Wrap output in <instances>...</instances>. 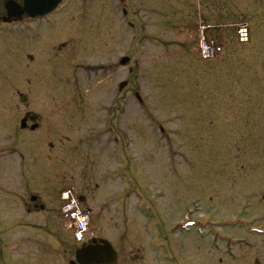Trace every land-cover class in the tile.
Returning <instances> with one entry per match:
<instances>
[{"label":"rangeland","instance_id":"obj_1","mask_svg":"<svg viewBox=\"0 0 264 264\" xmlns=\"http://www.w3.org/2000/svg\"><path fill=\"white\" fill-rule=\"evenodd\" d=\"M84 1L93 11L89 23L77 22L74 6L62 23L72 38L69 78L53 63L61 77L52 81L53 100H71L73 82L81 89L82 107L56 119L65 146L52 137L59 158L68 149L71 171L63 183L51 173L40 177L41 201L50 211L56 200L65 202L74 220L93 215L88 245L112 244L116 264H249L247 253L231 263L214 252L212 247L222 246L210 240V218L231 217L249 190L262 195L251 213L264 210V0H126L132 27L111 13L115 0ZM241 24L248 25L246 42L237 34ZM200 27L209 48L222 40L213 61L195 51ZM127 53L129 64L121 67ZM13 56L0 53V70L15 81ZM27 64L23 70L32 66ZM23 74V88L0 79V147L21 143L46 165L49 141L27 133L20 139L15 120L4 121L8 106L18 105L16 91L29 94L31 106H51L40 89L36 96L35 78ZM111 112H117L119 142L107 133L93 143L89 136L111 122ZM18 162L14 156L0 161L6 186L0 192V264H78L76 253L88 245H78L83 242L73 229L63 235L60 221L26 213L31 205L16 185ZM74 189L82 201L68 200L65 190ZM17 223L22 229L11 232ZM19 239L25 245L9 254Z\"/></svg>","mask_w":264,"mask_h":264},{"label":"flooded vegetation","instance_id":"obj_2","mask_svg":"<svg viewBox=\"0 0 264 264\" xmlns=\"http://www.w3.org/2000/svg\"><path fill=\"white\" fill-rule=\"evenodd\" d=\"M72 1L73 0H0V53L5 55L9 51L10 53L13 52V58L16 61V72L12 73V75L17 76V78L13 77L15 81L11 80L8 78L9 74L1 73L0 70V79L5 81L6 86L12 83L17 87L23 88V72L25 70L26 75H31V82H33V78L36 80L34 86L36 96L38 89H40L49 96L50 99L48 102L51 104V106H43L42 102L41 104L38 103V105L36 101H32L33 105L31 106V100H29L30 95L16 91L19 97L18 105L16 102L15 105L8 106L11 109V111H9L10 115L8 118L4 119L5 122L10 119L15 120L13 130L15 131L16 137L20 139L24 133H27L34 139H39L40 136L43 141L48 140L49 153L46 157L48 163H46V165L40 163L41 159H39L38 153L33 152V150L31 154L28 153L27 149H24L21 143L0 147V161L13 156L18 159L19 162L16 163L18 184L16 185L21 187L23 198H28V202L31 205V208L27 209L26 213L29 215L35 213L41 216V219L47 221L51 217L60 221L59 230L63 235L69 233L71 229L75 232L82 231L81 242L83 243L78 245L83 247L84 245L90 244L88 242L89 239L86 240V235L91 231L90 229L94 223V216L90 215V213L86 215L81 213L82 221L87 227L81 226L79 228L77 225L71 228L72 224H77L79 221L72 219L73 213L64 210L66 203L56 200L59 202L55 205L54 211H50L46 208V203L41 201L45 196L43 197L37 190L41 183L40 177H44L46 174L51 173L57 181L63 183L68 179V175L71 171V165L69 163L70 153L68 149L65 147L62 150L61 158H59V154L55 153L56 145L52 141V137L55 136L57 139H60L59 144L62 148L65 146L66 139H62L63 136H61V132H59L57 128L58 124L56 119H58V117L62 118V116H59V113L65 114L63 117L68 119L72 114V110L82 107L80 104V98L82 96L79 92L81 89L79 83L73 82V84L70 85L72 89L71 100L69 99L67 101L62 99V95L60 99L53 100L52 97L54 98V92L52 91V87L55 84L53 85L52 81L55 77L58 81L61 78L58 76L60 75L59 72H57V69L60 68H55L53 63L55 62L57 66H61L65 69V73L62 76L69 78L70 74L68 71L69 68H71L70 58L72 57L69 42L72 38L69 32L62 27V23L69 21L70 12H72L73 8L72 6H74L73 11H76L77 22L81 26L87 25L90 20V15H93V11L87 8V4L84 3V0H80L82 3L79 5H72ZM115 2H117L116 6L110 8L111 13H118L120 20L125 22L128 27H132L133 9L130 10L128 8L126 0H115ZM77 40L80 41L78 38H75V41ZM76 47L79 50L82 49L79 44ZM76 53L77 52H75V54ZM127 54L128 55L122 58L129 59V53ZM24 60L32 66L30 68L26 67V69L23 70L21 66ZM83 67L84 63L78 66L80 69ZM110 69L113 72V69ZM39 73H41L43 77L40 82L38 78ZM0 103L3 104V102ZM3 108H7L6 104L3 105ZM116 114L117 112H111V122H106V126L104 125L103 130L101 129V131L89 136L92 138L93 143L102 140L107 133L111 136L115 145L118 143V116H116ZM103 131H105L104 134L102 133ZM41 144L44 145V142H41ZM58 148L60 149V146H58ZM2 171L3 170H0L1 173ZM3 175L5 174H0V192L6 187L1 177ZM114 178H117V171L114 173ZM82 183L84 185L87 182ZM85 187L86 185L84 187H79L80 190H65V193H68V200H70V197H77V199L82 201L84 198L83 194L79 198L77 190L81 193L82 189ZM243 195V200L240 201L237 210L231 217L225 215L219 219L210 218L212 227L210 240L212 239L213 244L221 242L220 245L222 246L212 248L215 253L220 254L231 263L240 262L242 256L247 253L246 256L251 255L248 261L249 264H262L264 261V210L261 213H251V210H253L255 206L258 207L262 195L260 196L257 191L252 190L247 191ZM97 215L103 216L105 213L98 212ZM46 222L43 223L42 226L46 231H49L51 227L50 222ZM20 225L23 226L20 223L13 224L14 227L10 229L11 232H14L15 229V231H17L18 228L22 229ZM9 228L10 227L6 228L4 232L2 231L3 234ZM232 232H239L242 236H236ZM93 238L94 236L91 240H94ZM24 245L25 243L19 239L17 244L13 243L9 246L8 253L11 254L12 251L16 250L19 252L20 247ZM51 247L54 246L51 245ZM55 247L63 248L65 246L58 243ZM64 250L65 248H63V252ZM116 253H118L117 250Z\"/></svg>","mask_w":264,"mask_h":264},{"label":"water","instance_id":"obj_3","mask_svg":"<svg viewBox=\"0 0 264 264\" xmlns=\"http://www.w3.org/2000/svg\"><path fill=\"white\" fill-rule=\"evenodd\" d=\"M127 61H123L124 65ZM125 83L120 85V90L125 87ZM96 245H90L86 248L79 250L76 253V261L79 264H115L116 254L111 248V245L107 241H100L95 243Z\"/></svg>","mask_w":264,"mask_h":264},{"label":"bare ground","instance_id":"obj_4","mask_svg":"<svg viewBox=\"0 0 264 264\" xmlns=\"http://www.w3.org/2000/svg\"><path fill=\"white\" fill-rule=\"evenodd\" d=\"M19 252H20V250H19Z\"/></svg>","mask_w":264,"mask_h":264}]
</instances>
